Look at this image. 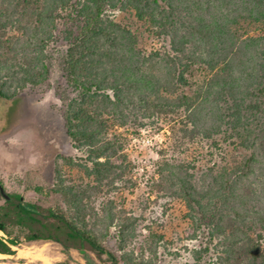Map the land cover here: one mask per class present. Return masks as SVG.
I'll return each instance as SVG.
<instances>
[{
  "label": "trees",
  "instance_id": "obj_1",
  "mask_svg": "<svg viewBox=\"0 0 264 264\" xmlns=\"http://www.w3.org/2000/svg\"><path fill=\"white\" fill-rule=\"evenodd\" d=\"M115 11L149 22L166 46L142 49ZM55 60L65 134L79 153L58 157L89 180L66 182L57 161L48 187L22 179L8 190L0 178V253L51 242L77 251V264L179 257L149 225L136 246V217H120L105 193L130 182L129 136L166 123L180 145L241 152L223 164L158 163L149 193L185 208L184 264H264V0H0V101L44 84ZM29 189L58 200H27Z\"/></svg>",
  "mask_w": 264,
  "mask_h": 264
},
{
  "label": "rangeland",
  "instance_id": "obj_2",
  "mask_svg": "<svg viewBox=\"0 0 264 264\" xmlns=\"http://www.w3.org/2000/svg\"><path fill=\"white\" fill-rule=\"evenodd\" d=\"M113 16L131 27L142 49L148 51L166 46L167 41L156 33L151 24L137 20L132 12L115 11ZM66 89L60 63L55 60L44 84L27 87L21 96L0 101V178L8 190L22 189V179L25 184L50 186L54 180L56 161L66 182L84 184L89 180L58 157L79 155L64 129L61 94ZM173 139L170 125L166 123L160 125V128L158 125H149L130 135L126 146L132 166L128 174L130 182L117 190L105 192L114 200L115 210L120 217H136V246L143 243L148 234L146 226L149 225L154 232L164 234L172 250L180 252V256L174 259L164 253L160 264H184L189 257L183 246L193 245L181 238L183 229L187 227L183 204L168 200L161 193H149L152 182L158 178L160 160H185L202 166L210 164L211 160L223 164L241 154L239 149L227 142L220 143V149H214L208 142L198 139L181 145ZM102 196H98V204L105 199ZM25 199L49 205L54 204L58 197L35 194L29 189L25 193ZM13 249L15 252L11 254L12 260L18 263L77 264V261H83L77 251L69 250L68 257L60 246L51 242H27L14 246ZM213 261L214 259H210L207 264H214ZM97 262L108 264L105 259Z\"/></svg>",
  "mask_w": 264,
  "mask_h": 264
},
{
  "label": "bare ground",
  "instance_id": "obj_3",
  "mask_svg": "<svg viewBox=\"0 0 264 264\" xmlns=\"http://www.w3.org/2000/svg\"><path fill=\"white\" fill-rule=\"evenodd\" d=\"M41 249V247H40ZM39 249V250H40ZM45 249V246H44ZM47 249V248H46ZM25 253V252H24ZM23 255V254H22ZM40 255V254H39ZM21 256V255H20ZM39 258V257H38ZM37 258V259H38ZM0 264H28V263H18L14 260H12V256L9 254H2L0 253Z\"/></svg>",
  "mask_w": 264,
  "mask_h": 264
},
{
  "label": "water",
  "instance_id": "obj_4",
  "mask_svg": "<svg viewBox=\"0 0 264 264\" xmlns=\"http://www.w3.org/2000/svg\"><path fill=\"white\" fill-rule=\"evenodd\" d=\"M0 190H1L2 194H3V196L6 197V195H5L4 192H3V188H2L1 185H0Z\"/></svg>",
  "mask_w": 264,
  "mask_h": 264
}]
</instances>
